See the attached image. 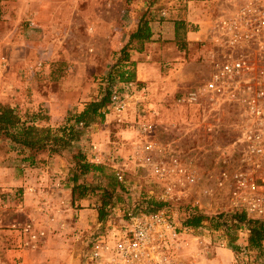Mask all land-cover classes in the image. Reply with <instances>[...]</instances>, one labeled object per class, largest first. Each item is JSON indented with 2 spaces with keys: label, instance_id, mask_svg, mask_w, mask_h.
<instances>
[{
  "label": "rangeland",
  "instance_id": "1",
  "mask_svg": "<svg viewBox=\"0 0 264 264\" xmlns=\"http://www.w3.org/2000/svg\"><path fill=\"white\" fill-rule=\"evenodd\" d=\"M222 1L209 4L213 8L209 19L217 14V3ZM168 9L165 0H0V105L11 106L22 116L41 111L48 120L40 121L39 126L57 129L67 115L81 112L87 103L107 93L128 95L124 114L106 113L103 123L87 128L73 149L49 158L42 154L36 166H29L8 144L0 142V168H12L13 177L21 178L22 185L10 190L0 187V225L33 218L37 229L56 234L47 220L45 223L40 202L34 210L26 207L25 188L29 185L25 175L37 168L49 174L63 173L61 169L67 168L72 181V156L77 151L84 154L87 163L112 172L125 189L123 203L110 210L105 223L97 219L95 225L76 230L65 226L67 241L54 242V253L47 261L40 258V249L22 252L14 246V238L4 234L7 231L1 232L5 239L10 238L4 246L12 244L15 259L25 264H264L262 250L261 256L254 251L243 255L241 250L247 247L239 246L237 240L229 243L222 230L207 224L194 231L181 226L182 210L187 206L208 216L235 212L228 206V193L214 190L219 168L210 151L214 147L200 143L198 113L178 102L187 85L200 77L202 60L210 50L201 42L204 36L196 43H187L184 50L167 37L160 39L164 43L160 73L172 78L160 84V98L150 97L147 87L133 80L120 81V74H126L120 70L126 63H120V52L139 19L144 14L154 20L172 18ZM185 32V28L179 30L180 42ZM128 83H134L135 90L126 92L123 86ZM142 88L146 90L144 97L137 92ZM48 98L56 111V122L47 115ZM57 157L62 164L51 161ZM44 182L48 192L43 203L50 209L55 203L56 207L64 205L65 200L57 197L59 181ZM78 183L96 185L104 180L88 175ZM7 193L13 197L3 200ZM261 193L264 196V185ZM145 199L162 206L153 210ZM91 204H99V193L83 203L85 207ZM75 205L80 208V201ZM242 231L235 230L237 239ZM95 249L100 257L93 260ZM59 251L63 253H56ZM14 252L25 253L28 261L19 253L13 256ZM134 253L139 254V260L132 259Z\"/></svg>",
  "mask_w": 264,
  "mask_h": 264
},
{
  "label": "built area",
  "instance_id": "2",
  "mask_svg": "<svg viewBox=\"0 0 264 264\" xmlns=\"http://www.w3.org/2000/svg\"><path fill=\"white\" fill-rule=\"evenodd\" d=\"M216 8L218 12L208 20L201 41L210 50L202 60L200 77L187 85L178 102L195 108L200 119V143L214 147L210 151L219 168L215 192L228 193L231 210L264 219V0H223ZM134 86L128 83L123 89L133 91ZM145 91L137 90L143 97ZM126 99V93L112 92L104 116L124 114ZM12 197L11 193L4 194L3 200ZM0 230V264H25L10 256L12 244L4 246L10 238L22 252L39 250L46 238V231L37 229L33 218L0 225ZM1 232L10 238L5 239ZM261 250L264 254V242ZM241 253L250 252L244 248ZM91 256L93 260L99 258L98 249ZM138 257L134 253L132 259Z\"/></svg>",
  "mask_w": 264,
  "mask_h": 264
},
{
  "label": "trees",
  "instance_id": "3",
  "mask_svg": "<svg viewBox=\"0 0 264 264\" xmlns=\"http://www.w3.org/2000/svg\"><path fill=\"white\" fill-rule=\"evenodd\" d=\"M153 21L154 19L148 18L145 14L139 19L136 29L130 34L127 44L120 52V63L129 61V51L141 52L144 44L151 42L152 32L149 24ZM174 42L180 45L181 50H184L187 44L185 40L180 42L179 38H175ZM133 79L132 72L120 74L121 82L126 83ZM109 105L110 94L107 93L101 99L87 103L81 112L67 115L57 129L39 126L40 121L48 120L41 111L25 112L22 116L13 107L0 105V142L8 144L11 150L21 156L22 161L28 163L29 166H36L40 162L37 158L42 154L49 158L60 156L63 152L73 149L80 142L87 128L103 123V112ZM72 161V204L74 205L91 194L99 193V204L96 207L97 219L99 223H105L110 210L115 205L123 203L124 184L104 167L87 163L84 154L80 151L72 156ZM88 175L92 178L99 177L104 180V184L78 183L80 178L84 179ZM145 200L147 206L153 210L162 206L153 199ZM77 208H79L78 205ZM182 212L181 226L184 230L194 231L207 224L211 229L222 230L229 243L236 242L237 236L234 235L236 229H244L247 232V249L261 256V247L264 242V219L250 218L244 211L208 216L190 206L184 208Z\"/></svg>",
  "mask_w": 264,
  "mask_h": 264
},
{
  "label": "crops",
  "instance_id": "4",
  "mask_svg": "<svg viewBox=\"0 0 264 264\" xmlns=\"http://www.w3.org/2000/svg\"><path fill=\"white\" fill-rule=\"evenodd\" d=\"M168 6V15L172 14L173 17L168 19H155L153 22L149 24L152 32L151 42L145 43L141 52L130 51L129 52V61L125 63V65L121 66L120 70L122 72L128 73L132 72L134 74V79L137 84L140 86L147 87V90L150 93V97H161L160 94V84L167 79H172L171 76H163L160 73L161 69V48H163L161 40H164L165 37L169 41H174L175 38H178L179 27L185 28L184 40L187 43H193L200 41L204 33L206 31L208 19L210 17V13H212L213 8L209 5L212 3V0H165ZM214 1V0H213ZM182 6L180 7V5ZM169 15V16H170ZM183 23V24H182ZM166 30V31H165ZM166 32L167 33L166 35ZM174 45L173 42H171ZM174 57L175 54H172ZM1 98V96H0ZM1 100V99H0ZM45 100V99H44ZM46 101V100H45ZM47 107H48V116H51V121L56 117V111L54 110L52 103L47 99ZM53 108V109H52ZM81 110V109H80ZM80 112V111H79ZM157 112V109H155ZM64 114V113H63ZM58 116V115H57ZM56 122V121H54ZM61 157H57L52 159L51 161L59 162ZM62 164V161H60ZM50 164V163H49ZM48 164V166H49ZM49 168V167H47ZM64 170L61 169L62 172H47L45 170L36 169L31 172L26 173V179L28 183V187H26L27 183L24 184L25 188V205L30 208V210L36 209L37 204L40 202L41 206L44 207L43 211V219L48 226L53 228L54 231H57L56 234L53 232H48L46 234V241L42 248L39 250L41 259H50L51 255H53L52 244L54 242L64 243L67 241V236L64 234L63 228L65 226H72L74 230L89 228L90 224L95 225L97 221V206L94 204L88 205L85 207L83 205L84 202H89L91 196H87L85 199L80 201V208H77L76 205L71 204V186L72 181L69 179V175ZM65 171V173H64ZM48 181L50 184L53 182L59 181L60 190L56 189L58 192L57 197L63 198L64 205L56 207L54 204V208L50 209V207L43 203V199L47 198V192L44 189L46 186V182ZM45 184V185H44ZM15 186L21 185V178L13 177L12 168H0V187H4L7 189H12ZM19 187V188H20ZM43 194V195H42ZM62 195V196H61ZM59 202V201H58ZM56 212V213H55ZM55 213L53 216L51 214ZM45 215V216H44ZM51 222H48V219H51ZM62 229V230H61ZM237 244L239 246H247V232L242 231V233H238ZM221 251V250H220ZM13 252V251H12ZM12 252L10 256H12ZM229 256L233 255L232 251L225 250V254ZM15 253H19V256H22L24 260L28 261V255L22 252H14L13 256H18ZM62 254L63 252H56ZM66 253V252H64ZM25 256V257H24Z\"/></svg>",
  "mask_w": 264,
  "mask_h": 264
}]
</instances>
